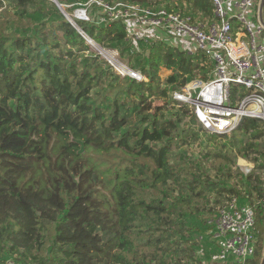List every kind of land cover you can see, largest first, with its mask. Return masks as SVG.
Masks as SVG:
<instances>
[{
	"label": "trees",
	"instance_id": "16d2710c",
	"mask_svg": "<svg viewBox=\"0 0 264 264\" xmlns=\"http://www.w3.org/2000/svg\"><path fill=\"white\" fill-rule=\"evenodd\" d=\"M7 1L13 13L0 25V264L3 254H17L27 264H189L193 253L208 246L218 264L208 233L213 192L216 203L235 194L241 204L253 206L257 245L249 264H259L264 122L244 117L230 136L216 133L171 95L191 79L210 78L208 55L154 40L142 46L143 60L130 64L147 80L121 75L90 51L51 0ZM57 1L73 16L69 0ZM121 1L153 5L152 0ZM160 4L202 21L212 17L210 0ZM33 13L41 21L32 19ZM74 19L103 48L125 43L120 18L105 24ZM29 25L33 28L18 32ZM160 67L169 70L163 80ZM240 90L232 87L233 100ZM167 103L172 114H165ZM186 117L209 132L204 155L228 183L222 196L213 181L202 208L212 178L204 171L200 183L195 159L180 148L199 140L198 128ZM239 157L253 163L248 172L237 165ZM193 216L201 227L186 224Z\"/></svg>",
	"mask_w": 264,
	"mask_h": 264
},
{
	"label": "built area",
	"instance_id": "2783aa9c",
	"mask_svg": "<svg viewBox=\"0 0 264 264\" xmlns=\"http://www.w3.org/2000/svg\"><path fill=\"white\" fill-rule=\"evenodd\" d=\"M112 19L132 16L163 29L178 38L189 54L201 49L212 63L208 80L191 79L172 97L188 104L201 125L216 133H230L244 117L264 122V23L259 18L261 0H210L212 17L200 20L191 12L167 10L164 7L141 6L121 0L109 4L94 0ZM123 7L125 14L114 12ZM264 20V6H263ZM128 31V28H127ZM85 35V39H86ZM182 49V48H181ZM108 61V60H107ZM112 65V60L109 59ZM136 79H144L138 71L124 66ZM122 70L123 68L120 67ZM123 74V75H124ZM241 90L233 100L232 87ZM250 167H245L248 172ZM253 206L241 204L232 195L216 207L213 224L208 231L217 247L218 264H249L257 245ZM6 264H16L8 261Z\"/></svg>",
	"mask_w": 264,
	"mask_h": 264
},
{
	"label": "rangeland",
	"instance_id": "374dc122",
	"mask_svg": "<svg viewBox=\"0 0 264 264\" xmlns=\"http://www.w3.org/2000/svg\"><path fill=\"white\" fill-rule=\"evenodd\" d=\"M51 1L53 2V0H51ZM117 1H119V0H106L105 2H107L109 4H114ZM152 2H153V5H152L153 7L154 6L162 7V5L160 4L161 0H152ZM68 6L73 7L72 14L76 19L84 20L86 22H93V23H97V24L98 23L99 24H105L111 20V17L107 16V14L105 13L102 6L95 3L94 0H69ZM64 8H65V6H64ZM114 12L120 13L122 15L125 14L123 7H116L114 9ZM8 13H13L12 6L9 3V1L2 0V5L0 6V25L1 26L5 25V20H6ZM49 14L52 15L51 12H49ZM21 17L23 19H25L24 15H22ZM74 17H73V19H74ZM32 19H36L37 21H39V20L41 21L40 16L35 14V13L32 14ZM120 19L122 20V23L124 24V28H125V31L127 34L126 40L124 41L125 43L123 42L124 44H121L116 48L106 49V48H103L101 45L95 43L89 37H86L85 40H86V43L90 45V51L91 52L92 51L97 52L101 57H104L106 60H108V62H109V59H111L112 63H113L112 64L113 70L116 71L117 73L121 74V75L126 73L124 71V68H125L124 66H126V67L128 66L129 68H131L130 67L131 63L138 64L139 60H143L144 55L147 54V50L143 49V47H142L145 43H149L150 41H154V40H162L171 46L175 45V46L180 47L182 49L188 48V47H186V45L183 46L180 43V41L178 40V38L172 37L171 33H168L167 31H165L164 28L163 29H160V28L152 29V27H150V25L142 22L140 19L133 18L132 16H125V17H121ZM74 21H75V19H74ZM24 27H25V25H24ZM32 28H33L32 25H29L26 28H23L21 26L20 28H18V32L24 33L26 30L32 29ZM127 28H128V31H127ZM9 30H11V27H7L5 29L6 32H8ZM53 52L57 53L58 50L57 49L53 50ZM84 52L86 54L88 51H84ZM120 67H122L123 70ZM133 70L137 71L138 69H133ZM158 74H159L160 78L163 80L169 74V70H167L164 67H160ZM144 80L146 81L147 78L145 77ZM166 96H168V93H166ZM170 104L171 103L166 104L168 107H167V110H165V114H172L175 111V109L171 107L172 104L171 105ZM188 120L191 122V124H190L191 126L198 128L199 140L197 142L191 144V145H183L180 148H181V150H183L186 153V156H189L192 159H195V172H196V174H198L200 176V178H199L200 183L203 181V179H201V178H203L205 176L204 171H207V173L212 178V181L205 185V187H206L205 188L206 189L205 198L201 199L200 203H199V207L202 208L205 204V201L207 200V197H208L207 196L208 195L207 194L208 193L207 192L208 186L212 185L213 181H216V184H214L216 189H221L223 191V189H222L223 184H226L227 182L225 181L226 178L224 176H222L221 173L216 174L213 171V167L210 166L209 159H207L204 155L205 151L203 150V147L206 146L205 145V143H206L205 139L208 136L209 132L204 131L203 129H200L199 124L197 123V121H195V119H193V117L192 118L186 117L184 119V121H186V122ZM226 135L230 136L231 133L226 134ZM218 139H220V138H217V140ZM218 141L224 142V141H226V138H222L221 140H218ZM195 157H197L199 159H197ZM237 165H239L241 167V169L244 171L245 167L251 166V168H252L253 163L246 160L245 158L239 157V158H237ZM232 180L233 179H231V181ZM203 185H204V183H203ZM212 194L213 195L210 196V199H209V206L210 205L215 206V213H213L211 215L210 214L211 212L209 213L208 209H206L207 215H211L210 220H214V218L216 216V207L221 202H223L224 200L227 199L225 196H223L224 194H226L223 191V194H222L223 197L221 198V201L216 203L214 201L215 200L214 199L215 192H213ZM198 219H199L198 216L189 217L186 220V224H188L189 227L194 226V225L201 227L200 220H198ZM185 235H187V234H185ZM187 236L191 240L194 238L193 234L192 235L188 234ZM183 239H185L184 235H183ZM187 243L190 244V241H188ZM206 248L204 250L201 249L200 251H198V252L196 251V253H193L192 254L193 257L189 261V264H215L214 254L210 255L211 251L209 249V246ZM262 251H263V240H262ZM8 257H10V258H8ZM17 257H18L17 254H9V255L3 254L2 255L3 260L5 259L4 264L7 263L8 261H14L16 264H27V262L25 263L21 258L19 259ZM261 258H262V254H261ZM260 261H261V259H260Z\"/></svg>",
	"mask_w": 264,
	"mask_h": 264
},
{
	"label": "water",
	"instance_id": "95a60500",
	"mask_svg": "<svg viewBox=\"0 0 264 264\" xmlns=\"http://www.w3.org/2000/svg\"><path fill=\"white\" fill-rule=\"evenodd\" d=\"M53 2H55L57 7L61 10L62 14L65 16L68 22H70L79 31V33L85 37L84 31L82 30V28L77 25L73 17L64 9L63 5L59 3L57 0H53ZM263 6H264V0H261L260 5H259V18L262 23H264L263 15H262ZM77 142H79L81 145V147L78 150V152L80 153L83 150V143L80 140H77ZM259 264H264V222H263V251H262V258Z\"/></svg>",
	"mask_w": 264,
	"mask_h": 264
},
{
	"label": "bare ground",
	"instance_id": "6f19581e",
	"mask_svg": "<svg viewBox=\"0 0 264 264\" xmlns=\"http://www.w3.org/2000/svg\"><path fill=\"white\" fill-rule=\"evenodd\" d=\"M80 12V11H79ZM79 14V13H78Z\"/></svg>",
	"mask_w": 264,
	"mask_h": 264
}]
</instances>
